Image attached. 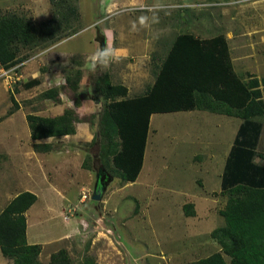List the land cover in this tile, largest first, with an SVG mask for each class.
<instances>
[{
    "label": "rangeland",
    "instance_id": "obj_1",
    "mask_svg": "<svg viewBox=\"0 0 264 264\" xmlns=\"http://www.w3.org/2000/svg\"><path fill=\"white\" fill-rule=\"evenodd\" d=\"M235 1L240 0H77L74 32L48 48L23 52L28 58L20 80L7 84L0 78V122L9 117L13 93L19 109L12 125L19 134L22 115L54 117L73 109L81 118L78 135L88 127L94 136L101 112L92 89L95 79L110 71L116 82L129 80L130 95L143 93L182 33L200 39L223 34L234 71L242 79L246 73L264 78V0ZM7 13L40 23L51 18L50 0H0V14ZM102 54L93 70L92 58ZM76 70L82 77L73 94L59 83ZM33 74L41 84L25 90L22 84ZM61 86L64 109L40 98ZM239 124L237 118L201 110L154 114L137 180L113 178L99 202L91 200L102 168L92 161L98 145L88 146L84 136L52 139L53 151L33 156L32 174L17 170L15 184L11 175L4 184L15 187L14 194L30 189L39 198L27 218L30 235L47 244L42 262L64 249L72 264H190L221 251L211 233L224 226L227 197L221 176ZM0 132L5 137L7 128ZM83 161L92 171L82 168ZM0 264L11 261L0 254Z\"/></svg>",
    "mask_w": 264,
    "mask_h": 264
},
{
    "label": "trees",
    "instance_id": "obj_2",
    "mask_svg": "<svg viewBox=\"0 0 264 264\" xmlns=\"http://www.w3.org/2000/svg\"><path fill=\"white\" fill-rule=\"evenodd\" d=\"M50 4L51 18L40 23L24 15L0 14L2 69L25 62L28 55L23 52L48 48L74 32L72 26L80 18L77 0H50ZM81 77L80 70L71 72L64 79L65 87L75 94ZM246 77L234 71L223 34L200 39L182 33L157 67L153 84L141 95L130 97L127 87L113 83L109 73L98 76L93 84L101 112L97 132L88 143L98 145L92 161L126 183H134L142 170L152 115L201 110L240 121L221 176L227 197L221 210L224 226L211 233L221 251L190 264H264V78L250 73ZM40 83L32 79L22 87L29 90ZM59 88L47 89L40 98L60 101ZM10 100L13 107L8 116L19 109L13 93ZM25 119L35 153L53 151L54 144L40 141L72 136L81 122L73 109L54 117L27 114ZM82 168L92 171L85 161ZM36 200L35 194L25 191L0 212V253L11 264H42L41 245H29L26 240L25 213ZM48 264L72 261L62 249L50 256Z\"/></svg>",
    "mask_w": 264,
    "mask_h": 264
},
{
    "label": "crops",
    "instance_id": "obj_3",
    "mask_svg": "<svg viewBox=\"0 0 264 264\" xmlns=\"http://www.w3.org/2000/svg\"><path fill=\"white\" fill-rule=\"evenodd\" d=\"M23 66V65H22ZM110 66V65H109ZM1 69V67H0ZM22 69L23 67H20L19 71H18V79L20 80V78H23V75L21 74L22 73ZM111 70V69H110ZM21 72V73H20ZM110 74V77H111V80L113 83H116V84H122L124 86L127 87L128 89V94L130 97H133V96H138V95H141V93L139 94H135V95H130L131 94V86L129 84H127L126 80L128 79H123V80H120V81H115L113 80V77H112V73L109 71L108 72ZM27 75V74H26ZM32 79H39L37 78V74H33L31 76V79H29L28 81L32 80ZM28 81H25L28 82ZM41 81V80H40ZM129 81V80H128ZM154 81V80H153ZM153 81L152 83L150 84H147L145 86V90L148 86L152 85L153 84ZM41 84V83H40ZM40 86V85H39ZM38 87V86H37ZM137 87L139 89L142 88V84L140 83V85H137ZM35 88V87H34ZM30 90V89H29ZM136 90V88H135ZM14 96V95H13ZM63 97L60 96V101L58 102H55L53 100H47V101H51L53 103H56L58 104L60 107H62L64 109V106L65 104L62 102V99ZM18 111V110H17ZM16 111V112H17ZM16 112L12 115H10L8 118H4L2 120V122H0V130L2 129V127L5 126V128H7V133H6V136H2L3 134L0 132V146H3L4 148H0V205H2L3 202H5L1 207H0V212L8 205V203L14 199L18 194H14L15 192V187L11 190L8 188V186L6 184H4V179L8 176H12L13 179L15 177V174L17 172V170H21L23 173H26V174H32L31 172V160H33V156L36 157V154L37 155H44V154H41V153H35L33 152V149H32V144H33V141L31 140V137H30V132H29V128L27 131H25V123L26 122V119H25V116L22 115V119H23V122L21 123V127H22V133L19 134L18 130L16 129V127L14 125H12V120L14 118V115L16 114ZM62 114V113H61ZM59 114V115H61ZM41 116V115H39ZM58 116V115H57ZM153 116V115H152ZM151 116V117H152ZM42 117H50V116H42ZM27 123V122H26ZM28 126V125H27ZM150 126V125H149ZM12 128V129H11ZM85 129H81V134L79 133L78 135V132L76 130V133L72 136H64L66 139L72 137V138H76L77 140H82L81 138L84 136V140L86 142H90L93 138V136L90 134L89 132V129L88 127L86 128V130L84 131ZM62 138V137H61ZM64 138V139H65ZM54 139H59V138H54ZM40 143H52V138H49V139H46V140H42L40 141ZM53 144V143H52ZM5 145L7 146H10L12 145L13 146V150H11L10 152L6 150L5 148ZM9 150V149H8ZM82 170V169H81ZM11 180V177L9 178ZM14 184H15V179H14ZM14 184H11V186H14ZM75 186L77 187V183L75 184ZM55 189V188H53ZM26 190H29L28 192H31L33 194L34 191L33 190H30V189H26ZM13 191V192H12ZM58 193H60V191H58ZM37 197V196H36ZM38 197H37V200L35 203H37L38 201ZM34 203V204H35ZM33 204V205H34ZM32 207V206H31ZM31 210V208H29L27 210V212L25 213V217H26V240H27V243L29 245H34V244H38V245H41L42 249H41V253L39 255V260L42 264H48L49 260H50V256L51 254H49L48 258H46V260L44 262L41 261V257H42V254H43V251H44V248L47 244H39L35 241V239L30 235L29 233V224H28V218H27V215H28V212ZM217 250V249H216ZM219 251V248L217 251H215L214 253H217ZM1 254V253H0ZM2 256V255H1ZM5 259V258H4Z\"/></svg>",
    "mask_w": 264,
    "mask_h": 264
},
{
    "label": "water",
    "instance_id": "obj_4",
    "mask_svg": "<svg viewBox=\"0 0 264 264\" xmlns=\"http://www.w3.org/2000/svg\"><path fill=\"white\" fill-rule=\"evenodd\" d=\"M100 60H104L103 54L100 56ZM113 177L108 174L104 169L100 168L95 177V185L93 189V194L91 200L99 202L105 193L108 185L112 182Z\"/></svg>",
    "mask_w": 264,
    "mask_h": 264
},
{
    "label": "built area",
    "instance_id": "obj_5",
    "mask_svg": "<svg viewBox=\"0 0 264 264\" xmlns=\"http://www.w3.org/2000/svg\"><path fill=\"white\" fill-rule=\"evenodd\" d=\"M240 2H243V0L240 1H235V4H238ZM24 63H20L18 65H16L15 67L8 69V70H4V69H0V78H2L7 84L9 82H16L18 79V71L20 69V67H22ZM60 85H64L65 84V80H63L61 83H59ZM86 198V195H83V199Z\"/></svg>",
    "mask_w": 264,
    "mask_h": 264
},
{
    "label": "clouds",
    "instance_id": "obj_6",
    "mask_svg": "<svg viewBox=\"0 0 264 264\" xmlns=\"http://www.w3.org/2000/svg\"><path fill=\"white\" fill-rule=\"evenodd\" d=\"M141 20L143 21L144 20V17H141ZM105 55H107V53H105ZM100 61V57L99 56H95L92 58V64H91V68L93 70H95L96 66H97V63Z\"/></svg>",
    "mask_w": 264,
    "mask_h": 264
},
{
    "label": "flooded vegetation",
    "instance_id": "obj_7",
    "mask_svg": "<svg viewBox=\"0 0 264 264\" xmlns=\"http://www.w3.org/2000/svg\"><path fill=\"white\" fill-rule=\"evenodd\" d=\"M97 173H98V172H97ZM97 173H96V174H97ZM94 185H95V183H94Z\"/></svg>",
    "mask_w": 264,
    "mask_h": 264
}]
</instances>
